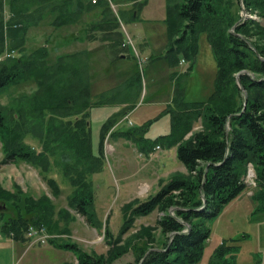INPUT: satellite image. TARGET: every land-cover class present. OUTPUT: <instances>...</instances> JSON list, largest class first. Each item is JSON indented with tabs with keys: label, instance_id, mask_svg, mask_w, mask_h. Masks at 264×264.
<instances>
[{
	"label": "trees",
	"instance_id": "trees-1",
	"mask_svg": "<svg viewBox=\"0 0 264 264\" xmlns=\"http://www.w3.org/2000/svg\"><path fill=\"white\" fill-rule=\"evenodd\" d=\"M127 1L138 4L140 0ZM7 2L12 17L6 31ZM112 2L0 0V55L5 51L6 38L12 41L10 48L19 49L28 31L42 22L56 29L76 25L92 11H100V19L87 25L88 39L97 40L96 33L102 32L100 39L112 47V35L118 27L112 20L116 17ZM178 8L173 12L170 7L167 15L172 46L169 63L174 65L175 57L183 55L193 65L200 39L204 38L217 68L214 89L203 102L177 101L173 131L153 142L156 145L166 138L169 148L176 146L188 176L175 174L147 200L126 203L122 208L124 224L117 236L110 229V217L102 221L96 205L93 176L105 168V141L116 121L112 117L105 121L95 151L90 110L98 104L91 101V78H86L91 76L89 62L81 58L90 52L62 54L53 61L44 46L0 61V98L8 87L23 82L37 85L31 95L12 99L10 106L0 101V142L5 163L24 161L40 169L56 197L62 188L49 174L58 170L72 188L69 208L91 227H104L110 245L107 255H99L77 244H58L52 238L50 243L56 242V247L72 252L77 259V263L62 264H112L130 249L136 259L129 264H198L212 234L209 222L248 189L250 165L256 171L254 208L264 211V26L243 15L247 11L264 18V0H183ZM115 21L120 25L118 18ZM16 23H21L20 27H14ZM196 123L203 129L186 138ZM123 133L129 136L131 132ZM29 137L40 149L27 142ZM0 205H6L0 212V232L15 239L26 237L31 225H45L54 235L69 234V225L76 220L69 208L56 211L47 194L36 198L19 185L14 190L0 187ZM155 211L161 214L156 223L164 237L160 244L152 227H135L137 218ZM63 221L65 226L61 228ZM225 256L222 242L209 264H237Z\"/></svg>",
	"mask_w": 264,
	"mask_h": 264
},
{
	"label": "rangeland",
	"instance_id": "rangeland-1",
	"mask_svg": "<svg viewBox=\"0 0 264 264\" xmlns=\"http://www.w3.org/2000/svg\"><path fill=\"white\" fill-rule=\"evenodd\" d=\"M162 2H168L174 12L179 9L178 7L183 3V0H141L138 9L147 4H149V7L146 8L144 15L137 18L131 16V19L121 12L122 6H116L112 3L113 10H120L118 14L121 19L119 21L121 35L130 49V53L126 54L127 56L117 54L114 55L112 60L113 46L111 47L109 43L100 39L102 32L96 33L97 40L91 41L88 39L90 35L86 32V28L89 27L87 25L99 20L92 16V12L85 15L76 25L56 29L50 23L42 22L38 27L31 28L25 36V44L22 47L25 51L23 52L21 51L22 48H10L12 47V41L6 38L5 51L0 55L1 61L8 58L9 54H12L13 57H20L24 53L30 54L34 50L45 46L50 50L51 59L54 61L58 55L90 52V55H83L81 58L89 62L91 76L88 74L86 78H91V101L93 104H98L90 110L95 151L99 148L103 124L110 116H114L112 115L114 112L122 109L121 102L126 101L129 105L127 108L134 109L131 115L133 125H129L131 122H123L115 128L119 134L131 131V143L128 145L130 149L127 150V156L120 157L117 152H112L113 150L109 147V144H115L118 135L113 137L111 134L108 135L105 141V168L102 172L93 176L99 194V216L104 222L108 216L110 217V229L115 236L120 233L124 224L123 206L134 199L145 201L153 195L151 191L146 193L148 192L146 191L148 189L146 185L138 189L140 177H135L134 174L143 167L144 162L135 145L139 147L144 143H153L161 135L171 131L172 123L169 114L162 112L170 103L169 99H173L177 85L181 84L183 88H187V98L191 101L207 99L214 89V80H212L210 74H207L205 79L202 75V70H208L206 66L209 68L210 62H207L206 65L199 62L194 71L190 72V75L183 74L180 80L172 81L163 75V73H166V69L163 68L165 65L167 66L168 62L163 61L162 57L154 51L155 48L163 47L168 39H166L165 30V34L162 36L160 32L155 33L152 29L155 25L165 27V22L162 20V17L165 16L152 10L154 7H160ZM247 15V18L256 19L264 26V18H259L248 12ZM11 17L12 12L7 2L4 21L6 31L10 27ZM20 25L21 23H16L14 27H20ZM133 28L138 29L137 33L133 32ZM206 44L209 45L203 38L200 46L201 58L212 56L208 48L206 49ZM171 47L168 46V49ZM153 53L154 56L151 57L150 55ZM211 60L214 61V59ZM36 89L35 82H23L11 86L3 91L0 101L3 105L10 106L12 99L23 95H31ZM194 126L186 138L203 129L199 123ZM143 138L147 140H143ZM27 142L40 149L39 144L31 137L27 139ZM169 152L171 156H174L175 162L180 167L185 168L184 164L175 155V151L170 150ZM5 158L6 155L0 142V187L14 190L15 186L19 185L24 192L36 198L44 194L50 196L55 203L56 211L61 208H69L68 196L71 194L72 188L58 170L54 169L49 174V177L57 179L62 188L61 195L56 197L40 169L24 161L14 162L12 160L5 163ZM175 174L188 176L189 172ZM246 179L249 184L248 190L254 191L256 171L253 165L249 166ZM69 210L71 209L69 208ZM71 212L76 216V220L69 225L71 232L69 234L57 232L55 235L51 234L52 238L57 239L58 244H77L88 253L107 255L110 245L105 239L104 227L97 230L91 227L83 216L77 215L73 210ZM160 215L158 211H155L149 216L137 218L135 222L136 228L142 225L152 227V233L156 236L157 243L164 239L160 229L156 226ZM64 222L61 223V228L65 226ZM209 225L212 234L206 243L202 259L198 264H209L222 242H225V257L227 259L234 260L237 264H264V211H256L255 208L244 207L239 203L235 205L234 203L225 208L215 220H211ZM127 236L128 234L125 235V238ZM56 242H49L45 245L37 244L35 248L36 250L54 248ZM52 245L53 247H50ZM0 254L3 256V259H0V264H15L20 257V255L12 256V251L9 249L0 250ZM135 259V252L130 249L112 264L134 263ZM23 260H25V257ZM68 261H70V257L67 253H61L59 260H56L55 263L62 264ZM72 263H77V259Z\"/></svg>",
	"mask_w": 264,
	"mask_h": 264
},
{
	"label": "crops",
	"instance_id": "crops-1",
	"mask_svg": "<svg viewBox=\"0 0 264 264\" xmlns=\"http://www.w3.org/2000/svg\"><path fill=\"white\" fill-rule=\"evenodd\" d=\"M114 1L115 3L114 2L112 3L116 4V6H122L121 12H123L125 15H128L127 17L129 19H131L132 17L137 18V17L144 15L146 8L149 7V4H147L145 6L139 7L138 9L137 7L139 6L141 0L138 2V4H136L135 2L127 1V0H114ZM170 7L171 6L168 4V2H164V3L162 2L160 3V7L152 8L154 12H157L158 14L165 16V17H162L163 22H165V27L163 26L159 27L155 25L152 27V29H154L155 33L160 32L162 36H164L165 34L164 30H165L166 36H167L166 39H168V26L166 24V21H167V15H168V11ZM113 12L116 14L115 18L116 19L118 18V20L121 21L119 14H118L120 10L119 11L113 10ZM92 14H93L92 16H94L95 18L100 19V11L98 12L92 11ZM115 18L113 16L112 20L116 24L115 26L116 27L118 26V27L117 29H114V35H112V46H113L112 47V60L114 58V55L119 54V55L127 56L126 54L130 53L129 52L130 49L125 44L123 37L121 35L120 25L116 23ZM137 31H138L137 28H133L134 33H137ZM202 41L203 39H200V42H199L200 46H201ZM168 46H169V41L164 43L163 47L155 48V51H154V53H157L162 57L163 61L168 62L167 66L165 65V67L163 68V69H166V73L165 74L163 73V75L166 78L172 81L180 80L183 74H185L186 76L190 75V72L194 71V68L197 66L199 62H202L205 65L207 64V62H210L209 68L208 66H206L208 70H202V75H203V78L205 79L206 78L205 76L207 74H210V77H212V80H214L217 68H216V63L214 62L215 60L214 61L211 60V59H214V57L211 58L213 55L211 52L210 45H207L206 49L208 48V50L211 53L210 55L212 56L201 58V49H200L199 53L194 59L193 65L189 60L185 59L183 55H179L177 58L175 57L174 61H176V63L174 65L170 64L169 58H168V51H169ZM154 53L150 56L151 57L154 56ZM205 100L207 99L200 100V101L188 100L187 88L186 87L183 88L181 84L177 85L173 99H169L170 103H168L165 111L162 112L165 114H169L170 122L172 123L171 131H169V133L167 134L161 135L159 138L163 136H168L173 131L174 111L178 109V106L176 104L177 101L179 102L183 101L184 103H193V102H203ZM121 103H122V109H118L116 112L112 114L114 115L112 119L116 121V124L111 130V133H112L111 136L113 137V136L118 135V139H116L115 144H109V147L112 148L113 150L112 152L113 153L117 152L120 157L127 156L128 154L127 150L130 149L128 145L129 143H131L130 138L132 134L130 133L131 131H129L130 133L129 136L124 135L123 132L119 134L115 130V128L117 125L123 122H131V124L129 125H133L132 123L133 121L131 120V115L134 112V109L127 108L129 105L126 101H122ZM143 140H147V139L143 138ZM133 145H135V143H133ZM157 146H160L161 150H156ZM135 147L137 151L139 152V154L143 157L144 164L142 165L143 167H141L138 171H136L134 175L135 177H140L138 181V189L144 185L148 187V189H146V191L148 192L146 193H150V191L152 192L151 194L157 193L161 189L163 184L165 185L171 180L170 177L172 175L178 172L187 173L188 171L186 167L182 168L179 166V164L175 162L174 156H171L169 151L170 150L175 151V155L177 156V147L174 146V147L169 148L168 140L166 138L165 139L163 138V140L160 143H157L156 145L150 142L147 144L144 143L140 145L139 147L135 145ZM105 153H106V150H105ZM151 154H154V156L151 157ZM169 168L171 169L168 170ZM253 193H254L253 190L247 189L244 193H242V195H240L237 199L232 201L227 207L233 205L234 203L235 205L239 203V205L241 206H244V207L249 206L252 209H254L255 205L252 201ZM98 196L99 194L97 191L96 205H97V211L99 215ZM35 247L36 245H32L26 237H24L23 239H15L13 238L12 235H6L5 233L2 234V232L0 234V250L9 249L12 251V256L14 257H16L17 255H20V257L18 258V261L15 264L17 263L19 264H56L55 262L56 260H59L61 253H67V255L70 257V261L68 262H73L76 260V257L72 252H69L67 250H64L58 247L55 248L56 246L54 248H50V249L47 248V249H42V250H36ZM50 247H53V245ZM24 257H25V260H23ZM0 259H3V256L1 254H0ZM57 264H61V263H57Z\"/></svg>",
	"mask_w": 264,
	"mask_h": 264
},
{
	"label": "built area",
	"instance_id": "built-area-1",
	"mask_svg": "<svg viewBox=\"0 0 264 264\" xmlns=\"http://www.w3.org/2000/svg\"><path fill=\"white\" fill-rule=\"evenodd\" d=\"M97 1L98 0H92L93 3H97ZM9 56H13V55L9 54ZM156 150H161V147L157 146ZM153 156L154 154H151V157ZM26 235L32 245L35 244L45 245L50 242V239H52V235L49 233L48 228L45 225L30 226L27 230Z\"/></svg>",
	"mask_w": 264,
	"mask_h": 264
},
{
	"label": "water",
	"instance_id": "water-1",
	"mask_svg": "<svg viewBox=\"0 0 264 264\" xmlns=\"http://www.w3.org/2000/svg\"><path fill=\"white\" fill-rule=\"evenodd\" d=\"M248 15H247V11H244V17H247ZM4 206V208H6V205H3Z\"/></svg>",
	"mask_w": 264,
	"mask_h": 264
},
{
	"label": "flooded vegetation",
	"instance_id": "flooded-vegetation-1",
	"mask_svg": "<svg viewBox=\"0 0 264 264\" xmlns=\"http://www.w3.org/2000/svg\"><path fill=\"white\" fill-rule=\"evenodd\" d=\"M5 210L4 206H0V212H3Z\"/></svg>",
	"mask_w": 264,
	"mask_h": 264
}]
</instances>
